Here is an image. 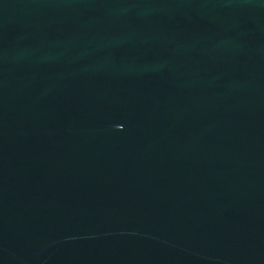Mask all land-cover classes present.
Returning a JSON list of instances; mask_svg holds the SVG:
<instances>
[{
    "label": "water",
    "instance_id": "obj_1",
    "mask_svg": "<svg viewBox=\"0 0 264 264\" xmlns=\"http://www.w3.org/2000/svg\"><path fill=\"white\" fill-rule=\"evenodd\" d=\"M0 264H264V0H0Z\"/></svg>",
    "mask_w": 264,
    "mask_h": 264
}]
</instances>
